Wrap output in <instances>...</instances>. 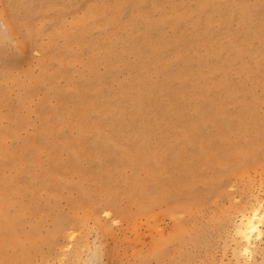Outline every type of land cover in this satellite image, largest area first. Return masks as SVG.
Returning a JSON list of instances; mask_svg holds the SVG:
<instances>
[{
    "label": "rangeland",
    "instance_id": "rangeland-1",
    "mask_svg": "<svg viewBox=\"0 0 264 264\" xmlns=\"http://www.w3.org/2000/svg\"><path fill=\"white\" fill-rule=\"evenodd\" d=\"M0 264H264V0H0Z\"/></svg>",
    "mask_w": 264,
    "mask_h": 264
},
{
    "label": "bare ground",
    "instance_id": "bare-ground-1",
    "mask_svg": "<svg viewBox=\"0 0 264 264\" xmlns=\"http://www.w3.org/2000/svg\"><path fill=\"white\" fill-rule=\"evenodd\" d=\"M238 100V99H237ZM253 106V105H252ZM248 129V128H247ZM226 131V130H225ZM239 133V132H238ZM256 135V134H255ZM223 139V138H222ZM251 143V142H250ZM161 192V191H160ZM255 214L252 213L245 216L239 221L238 230L242 235V238L248 242L253 232L258 229L257 223L255 222ZM237 230V231H238ZM241 241V240H240Z\"/></svg>",
    "mask_w": 264,
    "mask_h": 264
}]
</instances>
